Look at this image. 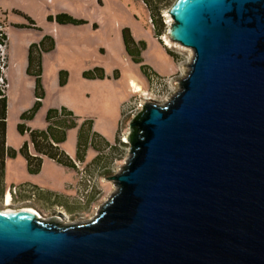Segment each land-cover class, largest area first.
<instances>
[{
	"label": "water",
	"instance_id": "water-1",
	"mask_svg": "<svg viewBox=\"0 0 264 264\" xmlns=\"http://www.w3.org/2000/svg\"><path fill=\"white\" fill-rule=\"evenodd\" d=\"M169 15L192 61L131 121L112 195L84 224L0 209V264H264V0Z\"/></svg>",
	"mask_w": 264,
	"mask_h": 264
},
{
	"label": "rangeland",
	"instance_id": "rangeland-1",
	"mask_svg": "<svg viewBox=\"0 0 264 264\" xmlns=\"http://www.w3.org/2000/svg\"><path fill=\"white\" fill-rule=\"evenodd\" d=\"M175 2L155 0L157 15L153 19L142 0H0L1 24L6 25V20L9 25L10 21L14 25L25 24L23 29L9 26L13 29L11 35H7V28L4 29L7 36L4 51L7 60L4 70L8 97L7 144L14 149L30 144L29 131H45L48 112L64 108L72 116L63 120L65 140L60 143V149L76 160L78 136L82 135L80 162L89 182L88 185L78 183L75 170L77 179L72 189L65 190L61 172V181L53 183L57 192L51 197L41 196L44 189L32 194L26 192L23 197L33 200L26 204L35 205L46 215L61 212L68 218V224L87 223L98 214L112 195L113 183L109 177L116 175L129 157L131 146L127 135L131 121L145 102H168L189 70L193 51L168 39L173 21L169 10ZM60 14L81 19L84 24L57 26L55 21L49 20ZM27 18L39 28L30 27ZM51 22L56 24L58 33H50L55 48L49 52L40 51L43 55L41 106L31 118L21 120L36 101L37 79L29 75L25 67L28 44L44 34ZM124 30H128L132 41L131 54L139 58L140 63H135L125 49ZM14 49L17 59L24 63L19 69L18 81L10 66V53ZM96 68L102 70V79L84 77ZM61 72L65 73L64 80ZM20 124L24 125L22 133L18 129ZM17 176L21 177L18 171ZM12 179L9 175L0 185V204L1 195L11 189ZM46 184L45 179L38 185Z\"/></svg>",
	"mask_w": 264,
	"mask_h": 264
},
{
	"label": "crops",
	"instance_id": "crops-1",
	"mask_svg": "<svg viewBox=\"0 0 264 264\" xmlns=\"http://www.w3.org/2000/svg\"><path fill=\"white\" fill-rule=\"evenodd\" d=\"M30 16H32V15H30ZM51 17L55 18V16H51ZM31 18L34 19L37 23V20L34 18V16H32ZM78 20H81V19H78ZM10 22H11L10 23L11 25H9L7 20H6V23H7L6 25L2 23V25L4 26V29L7 28V31H8L7 35H11V33H13V29H11L9 26H14L15 28H18V29H23V26H25V24H18L17 23L14 25V23H12V21H10ZM0 23H1V21H0ZM37 25L40 28H43V26L40 25L39 23H37ZM37 25H36V28H39ZM57 26H61V25L57 23ZM57 26L54 22H51V25L47 26L44 29V31H45L44 34H41L38 37L33 38L32 39L33 41H30V43L28 44L30 46L27 49V62L25 64L26 65L25 66L26 71H27V66H28V51L31 48V46H39V44L42 43L43 48H44L43 51H41L42 53L43 52H49L55 48V41L50 36L53 32L58 33ZM30 27H32L34 30H37L35 28V26H30ZM5 36H6V34H5ZM6 38H7V36H6ZM50 41H52L53 45H54V47L51 48V50H50V47H51ZM15 52H16V50L14 49L10 53V66H11V72H12L13 77L15 78L16 81H18L20 78L19 69H20V67L24 66V63L17 59ZM42 53H40V55H39L40 56V63H41V66H40L41 75H42V59H43ZM66 111H68V110H66ZM57 126H55V128L60 129L59 125H57ZM6 142H7V140H6ZM51 143L54 146H57V149L59 152H63L62 149H60V144H54L53 141H51ZM24 145L28 146L26 149V152L29 155L28 157L25 156L24 154L20 153V150ZM7 147L14 150L16 155H15V157L7 158L5 160V163H4V171H3L4 173H3V177L0 179V185H2V182H5V180L7 179V177L9 175H12L13 179L10 181V186H11L10 191L8 193H4L3 195H1V201H2V199H4L5 203H9V202L13 201V203H16L17 205H19L16 208L19 210L20 209H28V208H29V210H34L32 207H29V205L26 204V203L30 204L31 202H33V200L30 199L29 197H23V195H25L26 192H28V193L30 192V194H32L35 191L39 192L42 189H44L45 193H41V196L45 195V196L51 197L55 192H57V188L54 186L53 183H56V181H61V172L63 173V181H61L63 188H65V190L70 189V188L72 189V186H73L72 184L74 183V181H76L77 174L75 171L76 169L74 168V159L72 158L71 155L69 156V154L63 152V154L65 156H67V159H63V162L65 164V165H63V164L57 162L55 159L48 158L44 154H38L34 150L31 142H30V144H27V143L22 144L17 149L10 147L8 144H7ZM77 149H78V146H77ZM77 149H76V151H77L76 160L82 161V159L80 158V151H78ZM51 152H53V151H51ZM35 167H37V168L34 169ZM17 171L20 173L21 177L17 176ZM45 179L47 181L46 185H44V186L38 185L39 182H42V180H45ZM78 180H79V178H78ZM78 183H79V181H78ZM7 196L9 197L8 199H7Z\"/></svg>",
	"mask_w": 264,
	"mask_h": 264
},
{
	"label": "trees",
	"instance_id": "trees-1",
	"mask_svg": "<svg viewBox=\"0 0 264 264\" xmlns=\"http://www.w3.org/2000/svg\"><path fill=\"white\" fill-rule=\"evenodd\" d=\"M145 5L149 8V11L152 14L153 19L156 18L155 14L156 10L153 4H155V0H142ZM28 19V18H27ZM50 21H55L56 23L60 25H79V24H84L83 20H78L74 19L73 17L67 15V14H60L56 16L55 18L49 17ZM30 26H34V22L31 19H28ZM123 42L125 49L127 53L131 56L132 60L135 63H140V59L133 56L131 54V48H132V41L129 35L128 30H124L123 32ZM2 40H7L6 36L1 37ZM0 39V41H1ZM50 39V38H49ZM51 43V48L54 47L53 42L50 41ZM43 44H39V46H31V48L28 51V66H27V73L29 75H33L36 77L37 82H36V101L34 104L33 109H31L28 113L23 114L21 116V120H25L28 118H31L35 113L38 111V109L41 106V99H43V91L41 89V71H40V51H43ZM143 70L145 71V68L143 67ZM146 72V71H145ZM65 73L61 72V77L64 80ZM85 78H98L102 79L104 77V74L102 70L96 68L94 69L93 72H87L84 74ZM7 83L6 79L4 77V74L0 68V179L3 177V171H4V163L7 158L10 157H15L16 153L14 150L10 149L7 147V142H6V130H7ZM72 116L71 112H68L66 110L61 109L60 111L58 110H50L48 114L46 115V122H47V129L45 131H29L30 138H31V143L33 145L34 150L38 154H44L48 158L55 159L57 162L64 164L63 159H67V156L63 154V152H59L57 149V146H54L51 141H53L54 144H60L61 142H64L65 140V127L66 125L64 124V121L70 118ZM59 118V119H58ZM64 120V121H63ZM59 125L60 129L55 128V126ZM64 125V126H62ZM58 127V126H57ZM19 132L24 131V125L20 124L18 126ZM82 135L79 133L78 136V151H80L81 146H82ZM27 145H24L20 153L24 154L25 156H29L26 152ZM53 152H51V151ZM29 159V158H28ZM35 167L34 169H36ZM33 169V170H34ZM32 171V170H31ZM34 172V171H33Z\"/></svg>",
	"mask_w": 264,
	"mask_h": 264
},
{
	"label": "built area",
	"instance_id": "built-area-1",
	"mask_svg": "<svg viewBox=\"0 0 264 264\" xmlns=\"http://www.w3.org/2000/svg\"><path fill=\"white\" fill-rule=\"evenodd\" d=\"M2 36H5L4 34V26L0 23V39ZM7 40H2L0 41V68L4 74L5 66L7 65V60H6V55H5V49H6V44ZM82 163L79 160H74V168L76 169L78 173V178H79V183L84 182L86 185H88V179L86 180L85 178V169H82ZM90 187V186H89Z\"/></svg>",
	"mask_w": 264,
	"mask_h": 264
},
{
	"label": "flooded vegetation",
	"instance_id": "flooded-vegetation-1",
	"mask_svg": "<svg viewBox=\"0 0 264 264\" xmlns=\"http://www.w3.org/2000/svg\"><path fill=\"white\" fill-rule=\"evenodd\" d=\"M29 205V204H27ZM19 205H17L16 203H13V201L9 202V203H5L4 199H2V204H0V209H16ZM29 207H32L36 212V214H38L39 216H41L42 218H44L45 220H50V219H61V221L66 222L68 220V218H66V216L64 214H62L61 212H56V213H52L49 215H46L42 210L38 209L35 205H29Z\"/></svg>",
	"mask_w": 264,
	"mask_h": 264
},
{
	"label": "bare ground",
	"instance_id": "bare-ground-1",
	"mask_svg": "<svg viewBox=\"0 0 264 264\" xmlns=\"http://www.w3.org/2000/svg\"><path fill=\"white\" fill-rule=\"evenodd\" d=\"M169 45H170V44H168L167 46H169ZM9 201H10V200H9ZM32 211H33V210H32ZM63 222H64V221H63ZM84 223H86V222H84ZM84 223H83V224H84Z\"/></svg>",
	"mask_w": 264,
	"mask_h": 264
}]
</instances>
